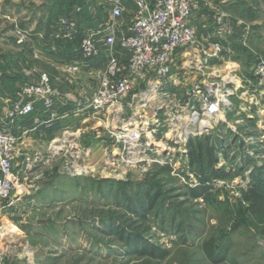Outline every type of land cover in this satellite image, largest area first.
I'll list each match as a JSON object with an SVG mask.
<instances>
[{"label": "rangeland", "instance_id": "obj_1", "mask_svg": "<svg viewBox=\"0 0 264 264\" xmlns=\"http://www.w3.org/2000/svg\"><path fill=\"white\" fill-rule=\"evenodd\" d=\"M218 1L193 14L201 55L180 58L176 81L137 86L116 116L99 121L74 112L76 105L65 108L59 95L54 117L40 109L39 125L36 113L19 120L31 131L15 161L20 183L11 202H0V257L7 264H264V89L253 75L264 59V0H245L244 13L234 11L229 20L237 31L223 39L213 26L214 13L226 9ZM22 2L34 8L35 30L0 20L4 103L40 73L63 87L64 75L73 73L66 65L77 62L87 72L93 60L78 48L80 20L86 25L96 9L91 0ZM129 14L120 19L116 43ZM215 42L223 49L204 61L201 52ZM101 56L87 73H94L84 87L91 94L106 62ZM206 65L228 80L231 104L206 130L199 123L185 128L190 94L204 86ZM195 142L213 147L214 172L191 164Z\"/></svg>", "mask_w": 264, "mask_h": 264}, {"label": "built area", "instance_id": "obj_2", "mask_svg": "<svg viewBox=\"0 0 264 264\" xmlns=\"http://www.w3.org/2000/svg\"><path fill=\"white\" fill-rule=\"evenodd\" d=\"M131 1L134 10L126 32L120 29L116 43V32L121 26L120 19L125 12L124 0H99L98 7L107 14V19L97 28L84 32L78 48L84 59L98 58L104 52L106 62L99 74L97 87L84 102L76 104L74 112H87L97 121L106 114L113 113V116H116L123 100L132 94L137 86L146 84L154 87L156 82L161 87L166 81H176L178 76L174 69L180 58H191L200 54L195 48V31L191 22L193 14L202 5L209 6L210 0ZM232 25L234 24H231L224 13H214V33L220 39L237 31V25ZM248 32L246 30L242 37H247ZM23 38L21 35L17 43ZM115 46L127 55L126 62L120 60ZM222 49L223 45L220 43H210L207 51L201 52L204 61L218 57ZM81 68V64L77 62L66 65V71L73 73H77ZM205 69L207 71L204 86L196 85L190 94L188 118L186 125L182 124L185 128L188 124L199 123V126L206 130L222 118V114L231 104L229 95L233 91L227 86L228 80H219L218 70H213L210 65H206ZM253 75L257 86L264 89L263 58L255 63ZM57 96L49 75L40 73L34 79L23 83L13 98H7L9 101L5 102L7 105L0 113V202H11L13 191L22 178L23 170L15 161L22 153L20 146L31 129L21 126L19 120L32 116L38 109L51 112L54 117ZM40 122L38 117L33 118L35 126ZM144 124L145 122L142 126ZM23 154L25 160L27 154ZM0 264L7 263L0 257Z\"/></svg>", "mask_w": 264, "mask_h": 264}, {"label": "crops", "instance_id": "obj_3", "mask_svg": "<svg viewBox=\"0 0 264 264\" xmlns=\"http://www.w3.org/2000/svg\"><path fill=\"white\" fill-rule=\"evenodd\" d=\"M129 1H131V0H124V4H125V12L130 13L129 14V17H130L132 14L131 12H133V10H134V5L132 3L133 10H131V12H130L128 10V2ZM222 2H224L222 4L223 5L222 7H224V9L226 8L224 15L228 20H230V18L232 16H234V13H233L234 11L236 14L241 13V15H242V13H244L242 8H243V4L245 3V0H223ZM91 3L96 8L94 10L96 15H94V11L91 10L93 15H91V18H90L91 20L89 19V16H87L88 17V21H87L88 23H86V25H83L84 21L80 20V23H82L81 29L84 32L97 28L102 23V21L105 22V20L107 19V14L98 7L99 0H96V1L91 0ZM25 5L26 4H24L22 2V0H0V20L1 21L11 20V21H13L12 24H14L15 22L21 23V21H24L22 23L23 27H28L30 29L33 28V30H35L34 19L36 18V13L33 12L34 8H32L30 6H25ZM89 8H90L89 6L86 7L87 10H89ZM44 12H45V14H43V15L45 17H47V14H51V13H48L47 11H44ZM251 12L254 13V10L252 9ZM90 13L87 12V14H89V15H90ZM256 14L257 13L255 12V15ZM48 18H49V15H48ZM127 26H128V24L125 25V29H124L125 32H126ZM116 47L119 50L118 55H119L120 60L122 62H126L127 61V55L125 53H123L118 46H116ZM100 57H102V56H99L98 58H94L90 62H87V65L91 66V68H88L87 72L83 68L86 66H82L81 70L78 73H75V74L70 73L69 76L64 75L65 80L63 82V84H64L63 87H62V85L59 86V84H58V86H56L55 85L56 80L51 81L53 88L55 89V91L59 95L57 97V99H59V98L61 99L59 101H61V103L63 105H65V108L68 107L69 105L75 106L78 102L82 101L83 98H86V97L88 98V96H90L91 93L86 92L84 87L89 86L90 83H93L90 81V79H92V80L94 79V76H93L94 73H92L91 76H89L87 73L89 71H92V72L94 71L93 68L96 66L95 62H97V59H99ZM16 59H17V63H18L19 59L18 58H16ZM16 59H15V61H16ZM218 73H219V70H218L217 74ZM98 80H99V76L97 78V83L95 81V87H93L92 91H94V89L97 87ZM14 81H16V82H14ZM18 85L19 84H18L17 77H12L11 78V87L15 86V88H16ZM154 85H155L153 87L154 89L159 87L158 83H156V82L154 83ZM7 88L8 87L5 85L4 82H0V109H1V112L4 110V108L7 105L6 103H4L5 99L2 98L4 96H7V94H6ZM59 89H60V91H59ZM13 95H15V94H13ZM121 108H122V106L119 108V111L121 110ZM37 111L39 112L40 109H38ZM37 114L38 113L36 112V115ZM36 117H38V119L40 118L39 115H37ZM85 119L86 118H84V120Z\"/></svg>", "mask_w": 264, "mask_h": 264}, {"label": "trees", "instance_id": "obj_4", "mask_svg": "<svg viewBox=\"0 0 264 264\" xmlns=\"http://www.w3.org/2000/svg\"><path fill=\"white\" fill-rule=\"evenodd\" d=\"M88 4V2H87ZM86 2L82 3L83 10L87 7ZM81 29V28H79ZM84 32L80 30L79 35L82 36ZM15 96V95H14ZM195 145L193 146L192 152H190V162L191 164H197L198 168L202 170L203 173L205 171L214 172V166L217 162V159L213 156L214 151L213 147L209 146L208 144H204L202 142H195Z\"/></svg>", "mask_w": 264, "mask_h": 264}, {"label": "bare ground", "instance_id": "obj_5", "mask_svg": "<svg viewBox=\"0 0 264 264\" xmlns=\"http://www.w3.org/2000/svg\"><path fill=\"white\" fill-rule=\"evenodd\" d=\"M145 118H146V117H145ZM142 122H143V121H142ZM127 126H128V125H127ZM75 167H76V166H75ZM85 168H86V167H85ZM85 168H82V169H81V168H78V169H76V172H77V173H80L81 170H85Z\"/></svg>", "mask_w": 264, "mask_h": 264}]
</instances>
